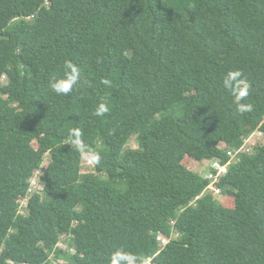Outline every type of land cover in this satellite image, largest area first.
<instances>
[{
  "label": "trees",
  "instance_id": "16d2710c",
  "mask_svg": "<svg viewBox=\"0 0 264 264\" xmlns=\"http://www.w3.org/2000/svg\"><path fill=\"white\" fill-rule=\"evenodd\" d=\"M66 62L77 82L57 94ZM257 132L216 183L228 208L205 162ZM52 257L264 264V0H0V264Z\"/></svg>",
  "mask_w": 264,
  "mask_h": 264
},
{
  "label": "rangeland",
  "instance_id": "374dc122",
  "mask_svg": "<svg viewBox=\"0 0 264 264\" xmlns=\"http://www.w3.org/2000/svg\"><path fill=\"white\" fill-rule=\"evenodd\" d=\"M4 83H6V79L3 80V84ZM261 142H263V140H261ZM137 148H138V141H137L136 137H134V138L131 139V141L129 142V144H128V146H127L126 149H137ZM49 163H50V156L47 155L45 157L44 164L35 173L34 177L31 180V183H32V186H31L32 193H30V197L32 195H34V194L42 193L43 186L41 184L40 178L45 173V171H46ZM185 165H186V167L188 169H190L192 171L193 170L194 171L196 170V172L198 174L204 176L205 169H206L205 166H200V165L198 166L196 162H193V161H191L189 159H187V161H185ZM94 169H95V161L92 159L91 156L86 155L84 157V163H83V166H82V174L92 173V172H94ZM205 194H209V193H206L205 192ZM215 197L217 198L218 201H220L222 204H224L228 208H232L233 205H234V201L231 198L225 197L223 195H221V196H215ZM27 202H28V200H24V201L21 202V213L24 214V215L27 214V210H26ZM67 240L68 239H66V238L62 239V242L59 245L60 249H62V250L68 249V247H69L68 243L69 242H67ZM71 253H74V251H71ZM51 261H52L53 264H66L63 260H56L54 257H52Z\"/></svg>",
  "mask_w": 264,
  "mask_h": 264
},
{
  "label": "built area",
  "instance_id": "2783aa9c",
  "mask_svg": "<svg viewBox=\"0 0 264 264\" xmlns=\"http://www.w3.org/2000/svg\"><path fill=\"white\" fill-rule=\"evenodd\" d=\"M262 139L263 135L260 132H257L248 139H246L241 149L228 152V157L230 158V160L225 165L220 160H215L211 162L206 161L205 164L211 165L212 168L211 174L207 177L211 181V185L206 190V192L210 191L215 196H221L222 190L216 187V183L218 182V180L228 172V169L232 163L239 161L241 155L252 154L254 148L257 146V144L261 142ZM30 193H32V190H30ZM159 241L162 243L163 247L166 246L169 242L162 236L159 238Z\"/></svg>",
  "mask_w": 264,
  "mask_h": 264
},
{
  "label": "clouds",
  "instance_id": "9594fccd",
  "mask_svg": "<svg viewBox=\"0 0 264 264\" xmlns=\"http://www.w3.org/2000/svg\"><path fill=\"white\" fill-rule=\"evenodd\" d=\"M65 67H66V69H71V74L66 73V75H67L66 80H60V81L55 82L51 85L53 91H55L57 94H67L71 90L72 86L77 82V78H78L77 69L71 64V62H66ZM239 75H240L239 72L228 73V77L225 80V84L227 85L230 80H234ZM246 87L247 86L245 85V91H242L240 93L241 96L246 94ZM238 99H239V97H238ZM107 110L108 109L104 105H101L95 114L96 115H102ZM241 111H243V108H241ZM72 134L75 135L76 137H79L81 135V132L79 129H73ZM74 143L77 145L79 150L81 152H83V145L81 144L79 139H77ZM92 159L95 161H98L99 156L96 154H93ZM117 255H119V254H117ZM122 259H129V258L128 257H122ZM114 264H115V262H114Z\"/></svg>",
  "mask_w": 264,
  "mask_h": 264
}]
</instances>
